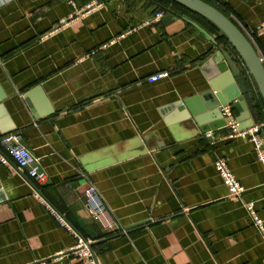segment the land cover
<instances>
[{
  "label": "crops",
  "instance_id": "1",
  "mask_svg": "<svg viewBox=\"0 0 264 264\" xmlns=\"http://www.w3.org/2000/svg\"><path fill=\"white\" fill-rule=\"evenodd\" d=\"M121 1L0 0V121L14 128L6 134H20L40 158L44 200L92 241L100 264H264V238L246 208L253 203L264 221L253 144L230 139L226 127L202 133L177 106L202 103L211 89L202 68L218 51L192 23L217 43L220 34L181 9L142 26L157 10L152 0ZM214 1L255 32L264 60V0ZM94 2L103 5L83 13ZM36 89L44 98L27 102ZM218 159L244 187L240 197L229 194ZM87 182L126 234L92 219ZM36 190L24 170L0 163V264H83Z\"/></svg>",
  "mask_w": 264,
  "mask_h": 264
},
{
  "label": "water",
  "instance_id": "2",
  "mask_svg": "<svg viewBox=\"0 0 264 264\" xmlns=\"http://www.w3.org/2000/svg\"><path fill=\"white\" fill-rule=\"evenodd\" d=\"M174 1L209 20L227 37L228 42L238 54L249 75L253 77L264 101V61L247 35L225 14L203 0ZM192 24L204 36L214 42L218 47V51L202 68L207 79L211 81V89L203 94L201 104H192L193 101H186L183 104L177 105L182 112V120H192L202 133L215 131L226 127V121L220 107L231 104L234 110L239 113L237 119L240 123V129H245L259 123L254 94L238 64L203 29L194 23ZM34 95H39L42 99L44 98L41 90L36 89L35 92L26 95V101L32 100ZM1 101L2 98H0V116L5 114ZM7 120L9 119L2 118V121H0V131L4 134L14 129L8 127Z\"/></svg>",
  "mask_w": 264,
  "mask_h": 264
},
{
  "label": "built area",
  "instance_id": "3",
  "mask_svg": "<svg viewBox=\"0 0 264 264\" xmlns=\"http://www.w3.org/2000/svg\"><path fill=\"white\" fill-rule=\"evenodd\" d=\"M102 5L103 4L99 2H94L88 5L83 10V13H89L99 7H102ZM164 15V11L157 12L148 20L144 21L142 26L157 25L162 20ZM263 29L264 23L261 24L258 31L262 32ZM254 33L247 32V37L250 41H254ZM169 77L170 72L166 71L154 74L147 80L149 83H155ZM220 110L226 121V128L229 131L228 137L230 139L239 138L252 143L257 161L264 170V122L254 124L245 129H240V123L235 115L233 105H222ZM209 135L211 136V134ZM0 163L7 166L13 164L18 169L26 172L28 178L32 180L37 188L36 197L38 200L46 208H48L58 222L74 236L76 243L72 247L70 254L79 259L83 264H100L94 251L92 241L77 233V231L66 221V219L52 209L44 200V197L42 196L43 194L39 188L43 187L46 183L47 174L41 167L40 158H38L22 143V137L20 134L10 133L0 137ZM214 166L224 185L227 187L229 194L233 197H240L244 193L245 189L231 171L227 161L224 159H218L215 161ZM82 177L86 179L85 175H82ZM84 196L90 216L107 234L118 232H122L124 234L127 233V230L122 229L116 222L111 210L105 202L103 195L95 184L87 182ZM246 208L252 216L254 225L259 229L264 238V221L258 216L255 210V205L253 203H248Z\"/></svg>",
  "mask_w": 264,
  "mask_h": 264
},
{
  "label": "trees",
  "instance_id": "4",
  "mask_svg": "<svg viewBox=\"0 0 264 264\" xmlns=\"http://www.w3.org/2000/svg\"><path fill=\"white\" fill-rule=\"evenodd\" d=\"M203 1H205L208 4L214 6L215 8H217L219 11H221L223 14H225L228 18H230L233 21V19L230 16V13H228L221 5L217 4L216 1H214V0H203ZM152 2L157 7V10L154 12L153 15H155L157 12H160V11H164L166 13L167 11H171L172 12L173 10L181 9L184 12L193 14L194 16L198 17L200 20H202L206 24H209L211 27H213L216 30V32H218L220 34V37H218V43L220 42V43L227 44L230 47V50L237 57V60L242 64L241 59L239 58V56L236 53V51L233 49V47L228 42L227 37L213 23H211L209 20H207L206 18L198 15L196 12L188 9L187 7L179 4L178 2H176L174 0H152ZM242 66L244 67L243 64H242ZM244 75L246 77L247 83H248L251 91L254 94V101L257 104L256 112H257V116H258V121H259V123L260 122H264V101H263V99H262V97H261V95H260V93L258 91V88H257V86L255 84V81H254L253 77L251 75H249V73H248V71H247V69L245 67H244Z\"/></svg>",
  "mask_w": 264,
  "mask_h": 264
},
{
  "label": "rangeland",
  "instance_id": "5",
  "mask_svg": "<svg viewBox=\"0 0 264 264\" xmlns=\"http://www.w3.org/2000/svg\"><path fill=\"white\" fill-rule=\"evenodd\" d=\"M129 0H122L121 3L122 4H127L126 2ZM141 3H143V7L144 8H149L148 4L145 1L140 0Z\"/></svg>",
  "mask_w": 264,
  "mask_h": 264
}]
</instances>
